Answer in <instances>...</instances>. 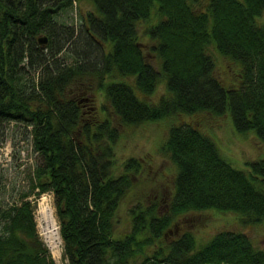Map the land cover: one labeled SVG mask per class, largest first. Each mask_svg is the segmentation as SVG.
Wrapping results in <instances>:
<instances>
[{"label": "trees", "instance_id": "obj_1", "mask_svg": "<svg viewBox=\"0 0 264 264\" xmlns=\"http://www.w3.org/2000/svg\"><path fill=\"white\" fill-rule=\"evenodd\" d=\"M80 1L0 0V132L12 121L31 127L38 156L31 190L54 197L63 259L264 264V247L243 231H220L198 244L191 231L173 225L179 214L206 209L264 222V157L248 171L235 168L197 122L182 121L229 110L236 130H254L264 145V0H92L96 10L68 23ZM154 9L146 52L139 24ZM213 44L239 64L236 84L226 87L218 75ZM162 77L168 94L149 100ZM97 90L104 96L99 112ZM180 114L162 147L177 167L172 199L164 210L155 202L134 206L130 229L116 234L114 216L131 174L140 171L135 158L115 171L120 127ZM29 195L22 191L20 203L0 205V264H57Z\"/></svg>", "mask_w": 264, "mask_h": 264}, {"label": "rangeland", "instance_id": "obj_2", "mask_svg": "<svg viewBox=\"0 0 264 264\" xmlns=\"http://www.w3.org/2000/svg\"><path fill=\"white\" fill-rule=\"evenodd\" d=\"M90 10H96L93 1L81 0L75 3L74 8L68 12L65 19L68 23L78 24L81 21V15ZM157 20L158 14L154 9L151 18L141 21L139 24L140 40L145 43V50L150 48V43L147 41L148 35L145 33L146 28ZM209 52L215 59L217 73L225 86L236 84V81L239 80V64L224 57L214 44L209 46ZM149 59L156 68H160L157 56L149 54ZM167 94L166 80L162 77L148 99L157 100ZM92 98H94L95 111H101L103 92L97 90ZM86 111L90 112V109ZM211 114L202 111L191 116L185 115L182 117V121L192 119L197 122L215 141L226 160L235 168L248 171L252 162L264 157V145L254 130L245 133L238 132L229 110L221 116ZM180 118L181 114L138 125L120 127V136L114 146L115 171L121 173L124 170V164L130 158L137 159L140 171L131 174L133 183L122 197L114 216L116 234H123L130 229L131 209L134 206L145 207L155 202L159 209L163 208L164 210L165 204L172 199L177 167L162 147L168 137L170 127ZM30 129L31 127H27L24 123L12 121L6 123L3 131L0 132L1 206L20 203L22 191L29 193V199L33 202L42 195H37V190H31L33 170L38 162V156L33 152L32 140L30 142L27 136ZM49 203L56 225L59 226L53 196L49 198ZM37 221L38 232L56 263L67 264V261L62 257L61 235L59 234V243H52V239L48 240L43 230L42 218ZM173 225L180 226L181 232L191 231L198 244L206 243L216 233L228 230L243 231L251 237L257 246L264 247V222L244 223L240 215L232 211L206 209L193 213L187 212L176 216Z\"/></svg>", "mask_w": 264, "mask_h": 264}, {"label": "bare ground", "instance_id": "obj_3", "mask_svg": "<svg viewBox=\"0 0 264 264\" xmlns=\"http://www.w3.org/2000/svg\"><path fill=\"white\" fill-rule=\"evenodd\" d=\"M43 230L45 231L48 240L52 239V243H57L58 241L56 240V235L57 232L59 231V227L55 226V218L53 216V212L49 210L48 208L43 210Z\"/></svg>", "mask_w": 264, "mask_h": 264}, {"label": "built area", "instance_id": "obj_4", "mask_svg": "<svg viewBox=\"0 0 264 264\" xmlns=\"http://www.w3.org/2000/svg\"><path fill=\"white\" fill-rule=\"evenodd\" d=\"M53 195L50 193V192H46V193H43L36 201L37 203V210H36V221L37 220H40L42 217H43V210L48 208L49 210H52V207L49 203V198H51ZM38 222V221H37ZM56 223V222H55ZM42 224H43V220H42ZM57 226V225H55ZM59 227V226H58ZM40 234V233H39ZM60 235H59V232H57V243L60 242ZM50 242V241H48ZM51 243V242H50ZM50 245V244H49ZM56 245V244H55Z\"/></svg>", "mask_w": 264, "mask_h": 264}, {"label": "water", "instance_id": "obj_5", "mask_svg": "<svg viewBox=\"0 0 264 264\" xmlns=\"http://www.w3.org/2000/svg\"><path fill=\"white\" fill-rule=\"evenodd\" d=\"M46 41H47V38H46V37H42V38L39 39V42H40V44H42V45L45 44Z\"/></svg>", "mask_w": 264, "mask_h": 264}]
</instances>
